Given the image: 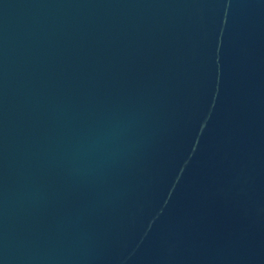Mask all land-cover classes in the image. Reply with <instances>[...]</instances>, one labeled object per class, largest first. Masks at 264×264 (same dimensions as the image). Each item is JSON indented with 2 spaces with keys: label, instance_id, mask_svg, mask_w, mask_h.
I'll list each match as a JSON object with an SVG mask.
<instances>
[{
  "label": "water",
  "instance_id": "95a60500",
  "mask_svg": "<svg viewBox=\"0 0 264 264\" xmlns=\"http://www.w3.org/2000/svg\"><path fill=\"white\" fill-rule=\"evenodd\" d=\"M0 264H264V0H0Z\"/></svg>",
  "mask_w": 264,
  "mask_h": 264
}]
</instances>
